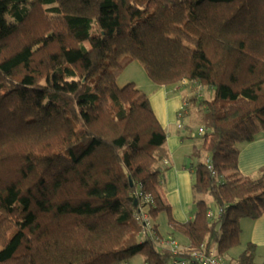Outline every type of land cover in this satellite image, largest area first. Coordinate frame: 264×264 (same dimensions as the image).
Instances as JSON below:
<instances>
[{
	"label": "trees",
	"instance_id": "obj_1",
	"mask_svg": "<svg viewBox=\"0 0 264 264\" xmlns=\"http://www.w3.org/2000/svg\"><path fill=\"white\" fill-rule=\"evenodd\" d=\"M134 61L157 87L186 81L182 88L209 92L183 99L204 131L194 157L205 155L192 166L195 211L185 223L159 193L168 152L149 98L117 84ZM259 136L264 0H0V264H123L137 255L174 264L158 243L162 212L190 250L257 264L240 224L264 215V167L256 179L242 176L238 156ZM211 209L222 213L208 219ZM141 212L151 234L134 220Z\"/></svg>",
	"mask_w": 264,
	"mask_h": 264
},
{
	"label": "crops",
	"instance_id": "obj_2",
	"mask_svg": "<svg viewBox=\"0 0 264 264\" xmlns=\"http://www.w3.org/2000/svg\"><path fill=\"white\" fill-rule=\"evenodd\" d=\"M148 87L152 91L148 97L151 107L166 133L165 147L168 152L167 157L158 163V168L162 172L159 193L170 207L172 218L176 222L185 223L193 219L195 211L192 166L198 160H204L203 155L194 157L193 153L200 145L198 139L201 140V137L197 135V130L202 124L196 121L197 117L185 115L184 119L186 118L188 123L185 125L182 122V129L176 126V114L183 104L185 95L187 96V88L175 91L173 86L149 85ZM262 167H264V137L259 136L253 142L239 146L238 170L242 176L256 179ZM208 202H211L210 198ZM158 219L159 216L156 218V224L160 236L169 234L164 239L175 240L179 245L187 247L185 240L172 234L169 226L165 233H162ZM240 226L241 244H253L257 251V264H264V215L255 220H242ZM127 263L128 261L123 264ZM140 264H143V258Z\"/></svg>",
	"mask_w": 264,
	"mask_h": 264
},
{
	"label": "built area",
	"instance_id": "obj_3",
	"mask_svg": "<svg viewBox=\"0 0 264 264\" xmlns=\"http://www.w3.org/2000/svg\"><path fill=\"white\" fill-rule=\"evenodd\" d=\"M187 83L186 81L180 82V84L173 86L175 91L179 90ZM184 103L178 110L176 114V126L178 129H182L183 127V119H184ZM204 133L202 128L197 130V135L200 136ZM201 137V136H200ZM211 174L214 176L215 173L212 169V166H208ZM137 198L141 199V202L144 204L152 203V198L149 194L138 190L136 192ZM222 210L218 209L213 211L212 209L207 212V218L213 219L216 215H220ZM134 220L137 221L139 224H142L145 228V233L151 234V220L147 213L141 212L139 214L134 215ZM159 245L163 248L169 249L175 256H177V260H175L174 264H225L223 260L216 255L215 253L208 254L205 250H190L188 247H184L179 245L175 240L172 239H160ZM185 255V256H184Z\"/></svg>",
	"mask_w": 264,
	"mask_h": 264
},
{
	"label": "rangeland",
	"instance_id": "obj_4",
	"mask_svg": "<svg viewBox=\"0 0 264 264\" xmlns=\"http://www.w3.org/2000/svg\"><path fill=\"white\" fill-rule=\"evenodd\" d=\"M86 47H88V44H85ZM129 83H134V85L136 86L137 89H139L140 91H142L143 93H145L148 97L151 95L152 91L149 89L150 86H153L154 84L151 83V81L148 79L146 71L144 66L137 61L131 62L130 64H128L125 69H123V71L120 72L118 79H117V84L120 88H122L123 86L129 84ZM198 89L192 87V89H187V96L185 95V98H189L190 96L194 95V93H198V95H200V98H210L209 96V92L205 89H201L200 93L199 91H197ZM189 109V111H188ZM186 110H184V114L186 116H192V117H197L196 121H198L201 125V116L200 113L198 112V110L196 111L194 108H188ZM190 112V113H189ZM192 113V115H191ZM191 117V118H192ZM193 119V118H192ZM183 123L186 125V123H188L187 119L185 118L183 120ZM202 136V135H200ZM200 141V145L199 148L197 150H200L202 147V140L198 139ZM203 157L205 156L204 154H202ZM205 200L208 202L209 198L205 197ZM211 203V202H210ZM208 202V204H210ZM211 205V204H210ZM159 225H160V231L162 233H165L166 229L168 228L167 225V217L165 213H160L159 215ZM169 234H167L166 236H168ZM164 235V237H166ZM241 246L244 247V244H241ZM242 247H239L237 249L234 250V252H237L239 250H241ZM142 263V257L141 255H137L134 256L133 258L128 260L127 264H140Z\"/></svg>",
	"mask_w": 264,
	"mask_h": 264
},
{
	"label": "water",
	"instance_id": "obj_5",
	"mask_svg": "<svg viewBox=\"0 0 264 264\" xmlns=\"http://www.w3.org/2000/svg\"><path fill=\"white\" fill-rule=\"evenodd\" d=\"M131 183V182H130ZM131 185V184H130ZM137 204V202H135V205Z\"/></svg>",
	"mask_w": 264,
	"mask_h": 264
}]
</instances>
